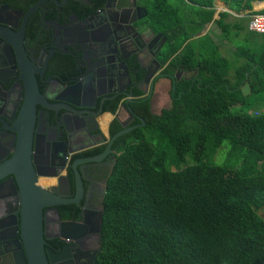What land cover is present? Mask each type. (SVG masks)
<instances>
[{
    "label": "trees",
    "instance_id": "16d2710c",
    "mask_svg": "<svg viewBox=\"0 0 264 264\" xmlns=\"http://www.w3.org/2000/svg\"><path fill=\"white\" fill-rule=\"evenodd\" d=\"M144 1L147 23L166 39L160 61L187 76L171 109L144 108L145 124L116 139L97 263L264 264V33L247 28L255 0H222L238 16L217 19L215 0Z\"/></svg>",
    "mask_w": 264,
    "mask_h": 264
},
{
    "label": "flooded vegetation",
    "instance_id": "af4514ba",
    "mask_svg": "<svg viewBox=\"0 0 264 264\" xmlns=\"http://www.w3.org/2000/svg\"><path fill=\"white\" fill-rule=\"evenodd\" d=\"M58 2L24 15L32 5L0 0L1 264H26L16 163L25 134L23 181L48 195L41 208L48 264H98L106 183L121 145L113 130L144 125L146 107L152 115L171 109V91L187 76L160 61L166 39L147 23L141 0ZM30 76L39 96L25 120Z\"/></svg>",
    "mask_w": 264,
    "mask_h": 264
},
{
    "label": "water",
    "instance_id": "95a60500",
    "mask_svg": "<svg viewBox=\"0 0 264 264\" xmlns=\"http://www.w3.org/2000/svg\"><path fill=\"white\" fill-rule=\"evenodd\" d=\"M44 0H38L34 5L26 10L24 15H30L35 11ZM57 5H61L58 0H51ZM65 1V0H64ZM110 0H107L106 6H110ZM136 0H133L135 5ZM118 7L124 5L118 4ZM139 8V7H136ZM142 9V8H141ZM142 10H145L144 8ZM23 13V11H21ZM135 21V20H133ZM131 21V22H133ZM245 87L250 90L249 85L245 84ZM243 94H246L242 88ZM26 95L28 96V101L24 107L23 119H33L34 111V97L39 96V90L37 87V82L33 76H30L29 81L27 82ZM28 117V118H27ZM144 123L143 119H141ZM133 129V127H124L113 135V140L119 137L120 135L127 133ZM30 134V132H29ZM20 148V147H19ZM29 138L28 134H25L24 140L21 141V149L19 153V161L16 160V163L20 165L19 174L21 176V189H22V201L25 209L22 211V222H21V234L25 247V254H22L20 257L21 261L26 264H48V260L43 249V232H42V213L41 208L44 205L49 204L48 195L44 192L40 186L35 185L33 179L27 184L24 183L23 177L30 174L28 168L29 163ZM9 164V163H8ZM8 167V166H7ZM12 173L9 170L5 172ZM1 264V263H0Z\"/></svg>",
    "mask_w": 264,
    "mask_h": 264
},
{
    "label": "crops",
    "instance_id": "0c3cea01",
    "mask_svg": "<svg viewBox=\"0 0 264 264\" xmlns=\"http://www.w3.org/2000/svg\"><path fill=\"white\" fill-rule=\"evenodd\" d=\"M140 1V0H139ZM182 1L183 0H179L177 3H172L171 0H167V2L172 5L173 7H181L182 6ZM185 1V0H184ZM141 3L142 5L145 7L143 10L144 13H146L147 9H146V4H145V1L144 0H141ZM214 15H213V19H217L218 17V13L221 12V11H227L229 12L231 15H234V16H238V14H235L234 12H232L231 10L228 9L227 5L222 1V0H215L214 2ZM264 11V1L263 0H255L252 2V8L250 10V12H252L250 15H252L253 13H260ZM248 11H246L245 13H247ZM249 15V16H250ZM211 24H209V26L206 28V31L209 29ZM252 45H256V46H261L262 44V40L261 39H255L253 42L251 41L250 42ZM247 84V83H246ZM249 85V84H248ZM243 90L245 91L246 94L244 95H247L251 92V88L250 90L247 89L245 87V85L242 87ZM241 88V90H242ZM243 93V92H242Z\"/></svg>",
    "mask_w": 264,
    "mask_h": 264
},
{
    "label": "rangeland",
    "instance_id": "374dc122",
    "mask_svg": "<svg viewBox=\"0 0 264 264\" xmlns=\"http://www.w3.org/2000/svg\"><path fill=\"white\" fill-rule=\"evenodd\" d=\"M178 1L179 0H171L172 3H177ZM233 108H235V107H233ZM229 148H230V145L227 142H224L223 145L218 149V151L215 154L213 160L216 163L222 164L227 159V155H228ZM185 164H186L185 158L184 157L180 158V160H179V167H182ZM260 213H261L262 216H264V209H261L260 210Z\"/></svg>",
    "mask_w": 264,
    "mask_h": 264
},
{
    "label": "built area",
    "instance_id": "2783aa9c",
    "mask_svg": "<svg viewBox=\"0 0 264 264\" xmlns=\"http://www.w3.org/2000/svg\"><path fill=\"white\" fill-rule=\"evenodd\" d=\"M247 28L254 33H264V13H253L249 16Z\"/></svg>",
    "mask_w": 264,
    "mask_h": 264
}]
</instances>
